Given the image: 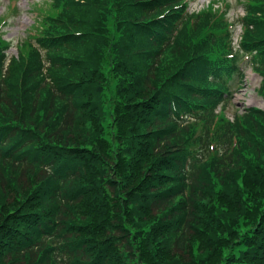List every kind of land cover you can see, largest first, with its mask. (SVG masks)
<instances>
[{
  "label": "trees",
  "instance_id": "16d2710c",
  "mask_svg": "<svg viewBox=\"0 0 264 264\" xmlns=\"http://www.w3.org/2000/svg\"><path fill=\"white\" fill-rule=\"evenodd\" d=\"M42 2L0 33V264H264V108L225 114L264 0L236 51L212 4Z\"/></svg>",
  "mask_w": 264,
  "mask_h": 264
},
{
  "label": "rangeland",
  "instance_id": "374dc122",
  "mask_svg": "<svg viewBox=\"0 0 264 264\" xmlns=\"http://www.w3.org/2000/svg\"><path fill=\"white\" fill-rule=\"evenodd\" d=\"M216 0H190L189 3V10H197L203 6H206V4L214 3ZM221 1V0H220ZM228 1L230 3V11L228 12L229 20L233 21L235 23V31L238 28L237 18L242 13V7L241 5L236 2L235 0H223ZM12 2L17 3L19 12L21 14L10 20V23L7 27L4 29V34L7 38L13 39V44L9 48L8 52L9 54L16 53L15 49V42L18 38H21L24 35L25 28L29 25L31 22V12H34V8L36 6H41L40 10H45L46 7L49 5H44L42 1H39V3H32V0H12ZM49 2V1H48ZM8 3V0H0V14L2 12L8 11L6 10V5ZM30 5V7H29ZM48 9V8H46ZM9 12V11H8ZM38 12V11H37ZM244 69V77L240 82L234 83V93L233 98L230 99V102L227 107V115H231L235 112H242L244 107L247 106H258V107H264V102L262 98H260L254 91V89L258 86L259 83V77L255 74H253L250 70V68L243 64L242 65ZM239 86L237 87V85ZM243 102L247 103L245 106ZM244 106V107H243Z\"/></svg>",
  "mask_w": 264,
  "mask_h": 264
}]
</instances>
